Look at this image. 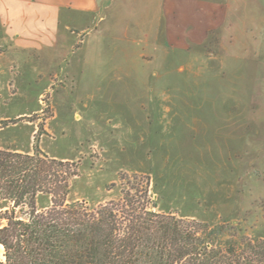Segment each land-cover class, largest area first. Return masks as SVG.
Instances as JSON below:
<instances>
[{
	"label": "rangeland",
	"instance_id": "374dc122",
	"mask_svg": "<svg viewBox=\"0 0 264 264\" xmlns=\"http://www.w3.org/2000/svg\"><path fill=\"white\" fill-rule=\"evenodd\" d=\"M138 24L91 23L94 81L66 78L64 65L18 96L0 81V149L31 154L39 135L44 153L77 164L69 202L94 207L120 199L129 180L149 182L156 212L264 239L263 24L232 21L201 40ZM84 46L68 51L70 64Z\"/></svg>",
	"mask_w": 264,
	"mask_h": 264
},
{
	"label": "trees",
	"instance_id": "16d2710c",
	"mask_svg": "<svg viewBox=\"0 0 264 264\" xmlns=\"http://www.w3.org/2000/svg\"><path fill=\"white\" fill-rule=\"evenodd\" d=\"M35 140L31 154L0 149V264H264V239L152 210L149 182L129 180L120 199L94 207L69 202L77 164Z\"/></svg>",
	"mask_w": 264,
	"mask_h": 264
},
{
	"label": "crops",
	"instance_id": "0c3cea01",
	"mask_svg": "<svg viewBox=\"0 0 264 264\" xmlns=\"http://www.w3.org/2000/svg\"><path fill=\"white\" fill-rule=\"evenodd\" d=\"M231 1L143 0L139 5L130 0H0V81L11 83L18 96L32 82L50 80L52 72L62 65L66 78L76 76L77 70L81 78L86 74V80L94 81L98 51L91 47L94 33L90 25L95 19L137 23L136 28L138 23L164 21L162 38L200 40L232 21L264 26V0H235V19L229 8ZM77 44L84 48H79L80 58L70 64L68 51ZM63 52L66 54L61 57Z\"/></svg>",
	"mask_w": 264,
	"mask_h": 264
},
{
	"label": "bare ground",
	"instance_id": "6f19581e",
	"mask_svg": "<svg viewBox=\"0 0 264 264\" xmlns=\"http://www.w3.org/2000/svg\"><path fill=\"white\" fill-rule=\"evenodd\" d=\"M1 248L4 249L2 245H0V249H1ZM0 253H1V251H0Z\"/></svg>",
	"mask_w": 264,
	"mask_h": 264
}]
</instances>
